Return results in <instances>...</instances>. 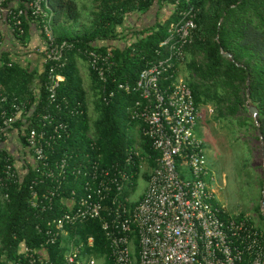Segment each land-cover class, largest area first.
<instances>
[{"label":"built area","instance_id":"1","mask_svg":"<svg viewBox=\"0 0 264 264\" xmlns=\"http://www.w3.org/2000/svg\"><path fill=\"white\" fill-rule=\"evenodd\" d=\"M165 5L167 18L173 17L165 28L167 36L155 48V58L140 70L133 84L118 82L107 90L109 97L115 89L137 94L129 105V117L137 121L140 135L156 155L136 145L124 163L106 165L86 155L84 161L72 164L55 152L58 141L70 135L69 126L54 121L48 109L54 106L56 88L64 79L59 72L66 63L64 49L72 45L56 41L53 13L46 0H0V26L5 24L13 34L20 52L29 50L18 39L26 32L24 22L38 26L42 42L32 49L39 54L42 67L47 66L44 87L48 95L47 105L36 115L37 101L29 108L24 102L11 104L9 109L0 106V197L8 199L9 188L30 171L29 205L40 212L59 210L46 220L45 240L38 247L19 245L17 264H242L245 257L246 264H264L262 232L249 218L228 214L216 200V178L208 168L203 141L194 131L199 107L182 71L186 47L194 40L198 8L192 0ZM84 54L107 85L111 51ZM5 100L0 98V102ZM11 141L15 151L8 146ZM134 156L138 176L147 160L154 165L147 164L145 189L129 206L131 199L124 190L137 173L129 168ZM88 220H98L106 252L86 250L94 247L91 235L85 242L71 235L75 225ZM56 244L64 249L58 263L50 260L46 249Z\"/></svg>","mask_w":264,"mask_h":264},{"label":"trees","instance_id":"2","mask_svg":"<svg viewBox=\"0 0 264 264\" xmlns=\"http://www.w3.org/2000/svg\"><path fill=\"white\" fill-rule=\"evenodd\" d=\"M46 1L53 13L56 41L72 45L64 49L66 63L59 70L64 79L56 88L54 106H48L54 121L66 122L70 131V135L55 146L56 155L65 157L72 164L84 161L86 155L106 165L124 163L128 152L137 145L135 133L140 138L138 146L145 153L152 152L149 141L140 135L137 121L129 117V105L137 94L115 89L109 97L107 90L118 82L133 84L140 70L155 58V48L163 39L162 30L166 28L159 14L167 8L166 3L174 0ZM192 3L198 8L197 26L193 42L186 47L185 70L188 76L185 80L192 90L194 102L199 108L208 104L213 106L216 117L236 119L241 126L252 124L262 137L260 140L257 136L264 157V0H192ZM154 5L158 16L150 32L144 34L142 28L131 32L125 30L127 16L145 13ZM172 17L170 15L168 19ZM24 26L26 28V22ZM18 39L26 45V32ZM120 41L121 45L115 44ZM87 50L111 51L113 55L107 85L87 64L88 86L93 94L92 112L76 61L79 57L86 61L84 53ZM223 52H228L233 60ZM46 75L47 66L36 70L23 64L18 57L10 58L7 52L0 51V98L6 97L5 102H0L1 108L9 109L17 102H24L29 108L37 101L36 115L47 105ZM248 104L257 107L255 115L248 112ZM14 126H18V122ZM133 159L134 165L129 168L137 173L132 184L124 190L125 196H129L130 188L139 178L138 159L135 156ZM147 164L153 166L154 161L147 160ZM142 177L146 181L148 172ZM31 178L30 171L24 173L21 181L9 188V198L0 197V264H17V249L21 244L38 247L45 240L43 228L46 220L59 214L56 209L40 212L29 205ZM263 182L264 178L262 187ZM68 189L64 193H68ZM136 201L130 200L129 206ZM239 216L248 218L244 214ZM259 230L264 246V228ZM71 235H77V241L83 242L93 236L94 247L87 248L88 252L101 254L107 251L98 220L75 225ZM46 249L52 262L62 260L63 248L56 244L48 245ZM247 261L245 257L242 264Z\"/></svg>","mask_w":264,"mask_h":264},{"label":"rangeland","instance_id":"3","mask_svg":"<svg viewBox=\"0 0 264 264\" xmlns=\"http://www.w3.org/2000/svg\"><path fill=\"white\" fill-rule=\"evenodd\" d=\"M164 9L166 14L161 16V20L164 21V27H166L170 19L167 18L168 8ZM150 16L153 17V15ZM151 29L152 27L145 28L144 34L150 32ZM162 35L163 38L167 36L165 28L162 30ZM41 68L42 65L36 63V70ZM183 69L182 76L186 79L188 74L185 66ZM89 80L83 77V87L86 89L91 110L93 94L88 86ZM212 107L210 104L200 106L199 118L194 131L196 136L203 141L208 168L216 178L214 184L216 200L224 205L228 214H244L258 228H264L261 186L264 178V157L261 142L257 138L258 132L250 123L247 126H241L236 119L216 117ZM95 116L93 112V117ZM122 128L127 131L124 126ZM135 135L138 145L140 138L136 133ZM144 166L136 184L130 188L131 200H137L145 189L146 181L142 176L144 172H148V165ZM98 264H100L99 261Z\"/></svg>","mask_w":264,"mask_h":264},{"label":"crops","instance_id":"4","mask_svg":"<svg viewBox=\"0 0 264 264\" xmlns=\"http://www.w3.org/2000/svg\"><path fill=\"white\" fill-rule=\"evenodd\" d=\"M155 6V7H154ZM149 11L145 13H132L129 16H127L124 25L125 29L131 32V30H135L138 28H142L145 30V28H149L153 26L157 21V6L154 5ZM165 13V9H162L159 14V18L161 19V16ZM153 15L150 16V15ZM149 16V17H148ZM0 30L3 36V41L0 47V51L7 52L10 58H19L23 64L27 65L28 67H32L36 69V63L40 65V56L38 53L33 52V47L38 46L42 42V35L38 30V26L32 22L27 21L26 23V41L27 46L29 48L28 52H19L20 48H18V42L16 38L13 36V34L9 31V29L5 26V24H1ZM115 44H122V41L117 42ZM77 66L79 68L80 75L84 78H90L89 72H88V65L86 61L82 58H77ZM11 149L14 151L16 150V146L12 141L8 145ZM14 147V148H13ZM19 165H22L20 162Z\"/></svg>","mask_w":264,"mask_h":264},{"label":"water","instance_id":"5","mask_svg":"<svg viewBox=\"0 0 264 264\" xmlns=\"http://www.w3.org/2000/svg\"><path fill=\"white\" fill-rule=\"evenodd\" d=\"M222 54L224 56L230 57L232 59V56L228 52H223ZM248 92L249 91L247 90V96H248ZM257 111H258V109H257V107L254 104H248V112L250 114L255 115L257 113ZM257 132H258L260 140H262V137H261L259 131H257ZM263 196H264V182H263V187H262V200H263Z\"/></svg>","mask_w":264,"mask_h":264}]
</instances>
